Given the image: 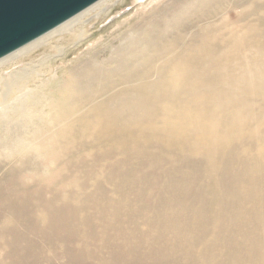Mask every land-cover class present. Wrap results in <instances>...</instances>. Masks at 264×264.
Here are the masks:
<instances>
[{
	"label": "bare ground",
	"instance_id": "bare-ground-1",
	"mask_svg": "<svg viewBox=\"0 0 264 264\" xmlns=\"http://www.w3.org/2000/svg\"><path fill=\"white\" fill-rule=\"evenodd\" d=\"M128 1L0 59V264H264V0Z\"/></svg>",
	"mask_w": 264,
	"mask_h": 264
},
{
	"label": "water",
	"instance_id": "water-1",
	"mask_svg": "<svg viewBox=\"0 0 264 264\" xmlns=\"http://www.w3.org/2000/svg\"><path fill=\"white\" fill-rule=\"evenodd\" d=\"M99 0H0V59Z\"/></svg>",
	"mask_w": 264,
	"mask_h": 264
},
{
	"label": "rangeland",
	"instance_id": "rangeland-1",
	"mask_svg": "<svg viewBox=\"0 0 264 264\" xmlns=\"http://www.w3.org/2000/svg\"><path fill=\"white\" fill-rule=\"evenodd\" d=\"M149 1L151 2V4L150 5L148 4V6L145 8V12L142 11V9L140 10L139 7L146 5ZM157 1L158 0H147V1L146 0H130L125 5H122L121 7H116L115 10H113V12L111 13L110 18H108L104 23L100 24V26H107L108 24H110L111 21H113V22H111L110 25H108L107 31L101 30V31H98V32L95 33L96 34V36H95V42L97 40L98 44L96 42V45H94V46L99 47L100 45L103 44L105 46V48L107 49L108 43L110 42L108 39H110L109 37H111L113 35V34H109V36H108V33L109 32H113V31H115L117 29H120L119 26H118V23L119 22L122 23V24L128 25L129 23H131L135 19V17L138 16V13L139 14H142V13L145 14V13H147V11L150 9V7L152 5H154ZM139 11L142 12V13H140ZM134 12H136L137 15L134 16L132 14ZM124 19L125 20L128 19V21H126V23H125L124 22L125 21ZM98 40H100V43H99ZM90 44L91 43L88 44L89 47L88 46H82L81 45L78 49L79 50L81 49V51H84L83 53H85L87 51L86 50L87 48H91ZM104 46H100L99 48H95L94 49L95 52H98L101 49V47H104ZM78 49H75L76 51L73 50L74 52H71V53L63 56V58L61 60L58 59V58H55V61L53 62V65H56L57 66V65L63 64L64 67L73 66V64L75 62V59L78 56V53L77 52H81ZM76 53H77V55H76ZM106 53L107 52H105V54ZM39 54L40 53H37L35 56H37ZM102 54L103 53H100L99 56H102ZM56 70L58 71L59 68L54 67L53 72L58 73Z\"/></svg>",
	"mask_w": 264,
	"mask_h": 264
}]
</instances>
